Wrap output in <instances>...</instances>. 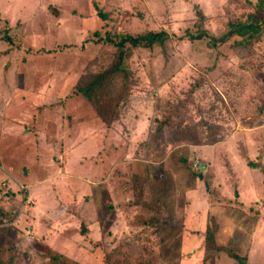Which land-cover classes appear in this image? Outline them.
Here are the masks:
<instances>
[{"label":"rangeland","instance_id":"rangeland-1","mask_svg":"<svg viewBox=\"0 0 264 264\" xmlns=\"http://www.w3.org/2000/svg\"><path fill=\"white\" fill-rule=\"evenodd\" d=\"M257 2L0 0V232L27 241H10L4 262L168 264L170 238L159 237V223L142 224L163 217L150 205L157 191L179 197L175 187L190 173L209 186L222 246L244 264H264V33L216 47L185 39L260 22ZM159 32L169 36L163 47H126V79L108 74L91 101L75 93L113 66L118 49L108 40ZM194 140L200 145H187ZM195 208H176L184 233ZM65 239L70 248L52 257L41 246ZM194 248L173 263L237 264L203 241Z\"/></svg>","mask_w":264,"mask_h":264},{"label":"trees","instance_id":"trees-1","mask_svg":"<svg viewBox=\"0 0 264 264\" xmlns=\"http://www.w3.org/2000/svg\"><path fill=\"white\" fill-rule=\"evenodd\" d=\"M257 4H258L259 9L263 12V17L260 22H252L251 24H246V25H241V26L232 25L229 32H227L220 38L212 37L206 31L199 30L197 36H192L189 33H187L185 35V39L189 40L190 42L206 40L208 41L211 47L222 46V45H226L232 42H236L237 44H240L242 42H246V43L247 42H251V43L257 42V40L264 33V0H258ZM108 41L109 43H113L114 46L118 49L117 58H115L116 60L113 66L110 68V70L108 72H105L101 76L95 77L94 81L91 84H88L87 86L85 85L76 86L75 93L78 96L85 98L86 100L91 101L92 99L97 98L98 94L102 93V86L105 85L108 74L111 73V75L114 77L116 74H119L121 78L123 79L127 78L125 74L126 72L125 61L127 58L126 47H131L133 49L141 48L145 50H149L155 45L163 47L165 43L169 41V36L165 32H159V33H147L145 35L137 36V37L123 35L120 37V39L117 42H112L111 40H108ZM94 104L96 105L95 102ZM161 126H163V128L165 127V125L163 124ZM170 126H171V131L173 132V135L175 137L174 140L179 143L184 142L185 140H183L184 138L183 129L180 123L170 122ZM160 134H161V131H159L155 135L154 138H158ZM162 143H165V141ZM187 145L199 146L200 144H199V141L194 140V141L187 143ZM159 153L161 155L165 154V148L164 149L161 148ZM145 162H148V161H145ZM179 163L184 164L185 161L180 160ZM138 181H140V179ZM135 188L136 189L138 188L137 195H138V200L140 204H142L143 206L148 205V204H145L143 200L145 198L146 190L145 189L141 190L139 184L138 185L136 184ZM147 191L149 192V188H147ZM155 197H156L155 200L152 203H150V205L152 207L154 206L155 209L157 208V212H158V209H160V202H161V189L157 191V194L155 195ZM148 208L149 207H147V209ZM157 223L160 224V221L157 219H154L152 223H151V220H149V222H144L142 224V227L145 228V226H148L149 224H157ZM215 231H216V228L214 227H212V230H210L209 228L207 229L205 240H204L205 250L206 251L221 250L235 263L244 264L245 259L242 258L239 254H237L235 250H233L232 248H225V247L217 248L216 247L215 241H214Z\"/></svg>","mask_w":264,"mask_h":264},{"label":"crops","instance_id":"crops-1","mask_svg":"<svg viewBox=\"0 0 264 264\" xmlns=\"http://www.w3.org/2000/svg\"><path fill=\"white\" fill-rule=\"evenodd\" d=\"M178 162H180V161H178ZM179 165H181V163H179ZM194 167H196V166H194ZM201 170H204L203 166H201ZM190 175L191 174L189 173L186 176L187 179H185L182 182L184 189L181 188L180 183H179L180 184L179 185V192H178V189L175 187V189H176L175 194L178 193L179 197L175 196L173 193L171 194L170 187H168V189H167L166 186H164V185H163L164 191L162 190V193H161L160 209H158V211L161 210L163 217L161 219L159 218V221H160L159 225L160 226L158 228V234H159V237L168 236L170 238L169 240L164 239V241H163V243H165L166 246L169 244L170 257L168 258V264H174L173 261L180 258L181 253L188 252L190 250H192V253H193V251L196 252V249L194 248V246L196 244L198 245L200 243V241L201 242L203 241V243H204L207 229L209 228L210 230H212V221H211L212 219L211 220L209 219L210 215H211V211L208 210V208H207L208 206H210V202L208 201L209 197L207 195L208 190H209V186L207 184V186H206L207 190L204 191L205 190L204 184L206 182L203 181L202 178H200L201 181H199V182H202V184H200V185L198 182H195L197 184L190 182L191 180L194 179V177L190 176ZM189 177H190V180H189ZM174 190H173V192H174ZM202 190L204 191V193ZM182 193H184L186 197L188 194L193 195V197L195 199L194 203L191 202V199L188 200V198H187V200L189 202L185 203V199H182ZM174 196H175V198H174ZM191 203L196 207L194 209L196 212L193 213L194 214L193 216H191V215H189V216L187 215L186 217L183 216V221H184L183 228L184 229L185 228L190 229V230H186L187 232L184 233L183 230H179V223L182 219H179L181 213H180V211H176L177 210L176 208L178 206L182 207L184 205H188ZM203 214H205L207 216L206 217V224H204L203 221H201V223H196L197 220H200L199 218L203 219ZM218 231H220V229L217 228L215 233H214L215 245L217 248H219L218 246L223 248L224 246H222V241L226 237L222 239L221 238L222 235H221V233H218ZM30 232H31V234L34 233V231L32 229L30 230ZM187 236H194L197 239H191L190 242L192 244L187 245L186 241H185L186 240L185 238H187ZM16 240H18L19 242H23L24 244L27 243L25 237L23 235L19 234L18 232H16L15 230H12V229L7 230L6 229V230H3V232H0V264H7L8 261L4 262L3 258L12 255L9 242L10 241L16 242ZM73 240H75V239H73ZM68 242H70V241L65 239L62 241V243L60 245H55V244L46 242L47 244H44L41 246L46 248V251L48 253H50L49 255L52 257V255L55 253V252L53 253V251H52L53 248L55 250L57 249V251L61 250L62 248L63 249L65 248L64 250H66V248L69 247ZM72 242L73 241L71 240V244H72ZM74 244H75V242H74ZM74 244H73V246H74ZM160 244H162L161 240H160ZM80 247L81 246H76V249H79ZM225 248H228V247H225ZM204 250H205V244H204ZM13 251H15V250H13ZM22 251H23V249H22ZM67 251H70V250L67 249ZM53 260H56V257H54ZM14 262L11 264H14ZM50 262H48V263L46 262L44 264H52V261H50ZM54 264H56V262H54Z\"/></svg>","mask_w":264,"mask_h":264}]
</instances>
